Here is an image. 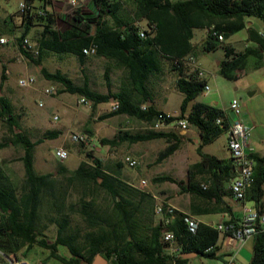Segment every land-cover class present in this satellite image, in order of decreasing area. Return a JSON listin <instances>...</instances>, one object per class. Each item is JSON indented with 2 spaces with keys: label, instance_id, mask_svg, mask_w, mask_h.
I'll list each match as a JSON object with an SVG mask.
<instances>
[{
  "label": "trees",
  "instance_id": "trees-1",
  "mask_svg": "<svg viewBox=\"0 0 264 264\" xmlns=\"http://www.w3.org/2000/svg\"><path fill=\"white\" fill-rule=\"evenodd\" d=\"M90 3L92 15L76 8L67 22L68 27L62 30L53 27L55 16L49 9L51 0H38L36 5L26 3L24 12L20 14L22 30L16 37V45L21 55L39 66V72L45 79L60 84L57 93L83 96L92 107L110 99L116 103L115 108L97 116L100 120L125 114L150 123L159 111L151 106L141 108L122 91L112 92L107 72H104L107 92L99 93L86 83H74L59 70L47 71L41 65L44 49L71 53L81 59L82 48L93 42L96 55L127 68L133 89L144 97L147 94L145 80L153 67L144 65L142 55H160L170 62L186 54L193 55L194 47L190 42L193 28H206L207 35L202 44L205 51L222 49L223 58L217 72L226 79L233 80L242 70L257 68L264 62V33L247 24L250 17H256L264 27V0H90ZM141 20L150 27L144 32V37L137 32ZM36 25L39 27L35 36L38 53L32 57L19 42ZM241 29L246 30L249 44L236 51L224 41ZM183 68H175L178 71L176 88L183 96L179 113L173 118H186L197 128L200 143L195 150L199 160L186 169L187 187L167 174L154 176L152 181L173 182L182 191L207 198L220 192L222 181L230 180L232 167L230 158L220 159L202 152L201 143L209 142L226 130L228 122L220 108L202 102L193 103L185 116L188 101L203 91L205 80L183 74ZM4 79L5 67L2 64L0 86ZM218 117L221 120L216 123ZM0 119L10 131V137L0 143V147L6 144L19 147L22 153L17 159L23 169L19 185L12 184L0 172V250L3 253L25 257L35 245L46 249L48 257L62 264H86L96 253L106 259V264H186L188 259L183 255L193 252L209 259L220 258L215 255L218 233L211 225L198 222L196 232L190 234L183 227V213L178 210L170 224L163 227L148 225L152 196L125 183L116 170L105 168L91 150L84 151L85 159L80 160L74 169L69 170L60 163L55 172H36L33 167L34 146L45 138L55 137V133L46 131L42 137L31 140L20 130L13 105L3 94H0ZM160 137L167 143L158 153L157 159L161 160L180 143L172 132L147 129L131 133L119 130L110 138L100 137L99 143L116 146L124 141L133 143ZM249 155L254 161L252 181L245 190L244 199L248 198L258 206L264 185V154ZM195 174H204L208 185L191 183L190 179ZM71 191L77 194L76 204L66 203ZM44 200L48 212L41 214ZM214 210L206 207L204 212ZM72 213L79 216L81 228L70 225ZM42 216L47 223L56 225L52 240L43 233L46 224ZM162 229L172 230L182 245L173 263L161 253L159 235ZM57 246H62L68 255L59 254ZM247 264H264V229L252 237Z\"/></svg>",
  "mask_w": 264,
  "mask_h": 264
},
{
  "label": "rangeland",
  "instance_id": "rangeland-1",
  "mask_svg": "<svg viewBox=\"0 0 264 264\" xmlns=\"http://www.w3.org/2000/svg\"><path fill=\"white\" fill-rule=\"evenodd\" d=\"M20 1L21 0H0V30L6 27L5 20H8L9 16L16 18L20 15L18 11ZM89 1L90 0H75V3L71 4L69 0H67L66 4L63 5L64 7L67 6L64 10L66 13L71 14L77 6L86 9ZM36 2L37 0H34V5H36ZM249 19L256 28H261L263 26V23L258 18L250 17ZM38 29L39 27L36 26L26 35L32 43L34 42L35 32ZM20 31V29H17L13 34L17 36L20 34ZM196 31L201 30L197 29ZM245 36L246 30L241 29L231 34L227 42L232 45L235 43V45L241 46L245 41ZM14 42H10V47L13 48V51L7 48L8 50L10 49L8 55L0 54V65L3 64L4 67L8 69V73L5 74V79L1 83L0 93L10 100L14 112L17 115V123L20 130L31 140L42 137L43 133L46 131L54 132L56 135L55 137L45 138L42 142L34 146L33 163L36 172H55L60 163L72 169L79 160L85 159L84 151L91 150L94 156L101 159L105 168L116 170L119 178L123 180H130L127 173L134 172V174H139L140 171L141 173L146 171L140 176H146L150 185L145 187L143 191H150L151 189V191L154 192L156 196L154 203L166 200L173 195L174 191L179 190V186L173 182L150 181L152 176L158 174L167 173L175 178L179 175V173L171 171L172 166L170 157L167 156L161 160L157 159L159 151L165 147L166 143L164 139H153L137 143L122 142L116 146L102 145L99 143L100 137L104 136L110 138L119 130L130 132L147 130L148 124L146 122L135 121V119L131 117L124 118L122 115L101 120L97 117L92 119L90 117L95 114V109L90 111L89 117H86L87 110L89 109H83L84 107L79 104L82 102H77L78 95L67 92L52 95V100L61 106L60 112L57 108L52 106L51 97L45 96L41 92L44 87H51L57 90L60 84L55 81L46 80L39 72V66L21 55L18 48L15 47ZM3 48L5 47H1L0 49ZM221 53V48H219L215 53L209 54L210 56H216ZM7 57L10 58L7 59ZM73 60L74 59L69 56L62 59L50 57L47 59V63L49 67L58 66L67 74H72L73 70L71 65ZM41 65L44 66V55L41 60ZM205 65L208 66V69H203L205 74L204 79L209 89L203 92L204 94L201 96L202 102L212 103V105L226 110L229 107L230 101L236 99L240 105V117H251L252 120L250 123L257 125L253 131H251L250 128L249 138L258 139L261 135L264 136V127L259 126L260 124L264 125V62L257 68L242 70L233 80L226 79L220 75L215 69L216 66L211 59H206ZM27 75H32L35 79L34 82L28 86L17 85V78ZM177 94L178 93H176V95L172 94L167 102V109L170 111L177 110L179 106V96ZM66 99L72 100L67 101ZM39 101H41V105H38ZM62 103H65V105ZM102 106H104V104L97 105L98 108ZM108 107H110V105ZM72 114H76V118L73 119ZM83 129H89L93 132L95 130L96 134L93 140L95 144L94 148H89L82 143L70 140V133H83ZM9 137L10 131L5 122L0 119V143L7 140ZM224 143L225 133L222 132V135L213 141V146L216 147L218 153L225 151ZM58 146L64 148L68 152V155L62 160H58L53 154L54 148ZM97 148H99V150ZM21 153L22 150L19 147L10 144L0 147V172L15 185H19L23 178L21 161L17 159L19 157L18 155ZM127 154H132L137 158L138 163L134 168H129L126 163L123 162L122 159ZM100 194L103 195V192L100 191ZM76 200L77 194L71 191L67 196L66 203L76 204ZM47 212V205L44 200L41 214H46ZM71 218V226L78 228L82 227V222L76 213H72ZM42 220L46 224L43 230L44 235L52 240L56 225L54 223H47L43 216ZM57 252L63 256L68 255L67 251L62 246H57ZM26 254V259L33 262V264L38 260L43 264H62L58 260L48 257L46 249L35 245L32 246ZM191 260L194 264H201V260L208 261L209 258L194 256ZM234 264H247V260L244 257L242 259L241 256L239 262H234Z\"/></svg>",
  "mask_w": 264,
  "mask_h": 264
},
{
  "label": "crops",
  "instance_id": "crops-1",
  "mask_svg": "<svg viewBox=\"0 0 264 264\" xmlns=\"http://www.w3.org/2000/svg\"><path fill=\"white\" fill-rule=\"evenodd\" d=\"M25 1H26V3H30L31 5H34V0H25ZM66 2H67V0H51V4H50L49 9L53 12V15L55 16V23L53 24V27L55 29L62 30L64 28L68 27L67 22L70 21V15L71 14L66 13L64 10L67 8V6L66 7L63 6L66 4ZM37 3H38V0H37L36 4ZM90 4L91 3L89 1L88 6H86V9L84 8L85 10L83 8H79L78 6L76 8H79L83 12L90 13L92 15V12H91L92 6ZM122 8L126 9L124 6H122ZM5 21H6V27L3 28L2 30H0V36H4L6 38H13L16 42V37L18 35L16 36L15 34H13V32L17 29L22 30V20L20 19V15H18L16 18H14V17L12 18L9 16L8 20L6 19ZM108 22H109V24H112L110 18H108ZM247 24L253 26L252 21L250 19L247 20ZM11 25H12V28H11ZM139 25L143 27L145 25L144 20H141ZM36 26L31 27L30 30ZM93 27L94 26L92 25L91 32L93 30ZM253 27H255V26H253ZM197 29L201 30V31H196ZM256 29H258L260 32L264 33V27L263 26L261 28L259 27ZM29 31H28V33H29ZM36 32L34 35L33 44L37 48V43H36V39H35V36L37 34ZM206 35H207L206 28H193L192 29V37L190 38V42L192 43V45L194 47L193 56L202 69H204V70L208 69V66L205 65L206 59H211L213 61V64L216 66L215 69L217 70L219 61L223 58V51L221 49V51H222L221 54H217L216 56H210L209 53H215L219 49V47L215 48L214 50L205 51L202 48V44L206 38ZM24 37L27 38L26 35ZM227 39L224 42L231 45L234 48V50H236V51L241 50L243 47H245L246 45L249 44V42L246 39V36H245V41L242 43L241 46H237V45H235V43L232 45L229 42H227ZM10 44L11 43H6L3 45H0L1 47H5L3 49H0V54L8 55L10 49L13 51V48L10 47ZM15 47H17V45H15ZM7 48H10V49L8 50ZM37 50H38V48H37ZM43 55H44V68L47 71L53 72L55 70H59L60 72L67 75L76 84L80 85L82 83H86L90 89L97 91L99 93H106L107 92V86H106V82H105V78H104V72H107L108 81H109V89L112 92L122 91L129 97L130 100H132L135 103L140 104V106H142V105L143 106H151L152 108H154L157 111L168 112L174 116L178 115V113H179V106H178L177 110H175V111H170L167 109V102H168V100L172 94L176 95V93H178L177 95L179 96V104H180V101L182 99L183 94L176 88V84H175L176 78L178 76V71L171 65V62L168 59H166L165 57H162L160 55H156V57H152V56L148 55L147 53L142 55V57H144V65L153 67L152 71L148 74V76L145 80L147 94L144 97V96H141L139 93H137L133 89L131 80H130L129 75H128L127 68L123 65L116 64L113 60L107 59L103 56H99L96 54L83 55V57L81 59H78L75 55H73L71 53L55 52V51H52L49 49H44ZM43 55H42V57H43ZM66 56H69V57L74 59L72 62V65H71L72 70H73L72 74H69V73L67 74L66 72L61 70L58 66H56V67H49L48 66V63H47L48 58L56 57L57 59H62V58H65ZM9 58L10 57H7V59H9ZM41 60H42V58H41ZM1 65H0V68H1ZM187 71H188V68L187 69L183 68V70H182L183 74H186ZM7 73H8V69L5 68V74H7ZM44 88H50L52 90L51 95H45V94L44 95L50 96L51 101H52V106H54L55 108H57V110H59L61 112V108H60L61 106L52 100V95L56 94L57 91L60 90L61 86L59 88H57V90L53 89L51 87H44ZM208 89H209V86H208ZM203 92H206V91L203 90L201 93L196 95L193 99L188 101V103L186 105L185 112H184L185 116L190 111L193 103L202 102L201 96L204 94ZM58 93H61V92H58ZM62 93H64V92H62ZM79 98H80V96L77 97V102L79 101ZM56 100H58V99H56ZM66 100L70 101L72 99H66ZM85 100H86V102H82L79 104H81L84 107L83 109H85V108L89 109V110H87L88 112L86 113V117H89L90 111L95 109V114L92 115V117H90L92 119H95L98 115H100L102 113H106V112L110 111L112 103H113L112 100L110 99L108 102L97 103L92 107L91 102L87 99H85ZM106 103H108V104H106ZM202 103H205V102H202ZM62 104L65 105V103H62ZM99 104H104V106L98 108L97 105H99ZM205 104L212 105V103H205ZM109 105H110V107H108ZM212 106H214V105H212ZM221 110L224 113V117L226 119V122H228V124H229L231 119H232V113H231L229 107L226 110H223V109H221ZM75 115L76 114H74V115L72 114L73 119L76 118ZM117 115H122L124 118H130V116H127L125 114H116L113 116H109L107 118H114ZM131 118L135 119V121H142V120H139V119L134 118V117H131ZM220 119H221V117H220ZM240 119L244 124H246L248 126L250 125L249 127L251 128V131H253L257 127V125L250 123L252 120L251 117L242 116V117H240ZM143 122H145V121H143ZM187 123H188V125H187V129L185 131H179L176 129L170 130V131H164V132H172V133L176 134L180 140L178 147L170 155H168V157L171 158V166H172L171 171H173L175 173H179V175L176 178L174 176H171V175L170 176L175 178L176 180L180 181L181 182L180 184L183 187L188 186V178H187V174H186V169H187L188 165L195 163L199 160V155L196 153V150H195L196 146L200 143L199 132L194 125H192L188 122V120H187ZM147 124L149 125V123H147ZM259 126L264 127V125H262V124H260ZM83 130H84L83 133L91 136L93 140L95 139V134H96L95 130H94V132L89 130V129H83ZM123 131H125V130H123ZM128 132H130V131H128ZM135 132H137V131H135ZM222 132L225 133V143H224L225 151H223L222 153H218L216 147L213 146V141L216 138H218L220 135H222ZM222 132L219 133L216 137H214L209 142L201 143V151L208 153V154H212V155H214L220 159H228L229 160V152H228L227 146H226L227 129L222 131ZM131 133H133V132H131ZM102 137H104V136H102ZM153 139L157 140V139H164V138L160 137V138H153ZM153 139H148V140H153ZM148 140H143V141H148ZM124 142H126V141H124ZM137 142H141V141H136L133 143H137ZM165 143H166V141H165ZM97 149L99 150V148H97ZM245 151L249 157H250L249 154H252V153H256L258 155H263L264 154V136L261 135L258 139L249 138L248 143H247V147L245 148ZM20 155H18V156H20ZM33 156H34V154H33ZM125 156H127L130 159L135 161V164L133 166H129L126 164L129 168H134L138 163L137 158L134 157L132 154H127ZM61 164H63V163H61ZM63 165L67 169H69L65 164H63ZM33 167H34V163H33ZM74 168H72V169H74ZM69 170H71V169H69ZM143 172L145 173L146 171H143ZM41 173H44V172H41ZM142 173H141V171L139 174L138 173L134 174V172L133 173H127L130 177V180H123V179L122 180L125 183L143 191V189L145 187H148V185H150V184L148 183L146 176H144V177L140 176ZM163 174H167V173H163ZM158 175H161V174H158ZM167 175H169V174H167ZM155 176H157V175H155ZM153 177L154 176H152V178ZM152 178L150 181H152ZM141 182H143L144 186H141ZM190 182L193 184L198 183V184H201L202 186L208 185V183H209V181L206 180V176L204 174H195L194 176L191 177ZM228 187H229V181H222L220 192L217 191L215 196H210L207 198L189 193L188 191H182L179 189L178 191H174L172 196H170L166 200H161V201L171 204L180 212H184V213H188V214L192 215L194 218H196L198 220V222H202V223H205V224L211 225V226L218 224L220 222H226L229 220L237 222L242 215V207L243 206H251L255 210H257L258 212L264 213V185L262 187V195H261L258 206H256V204L252 200H249L248 198L243 199V200L234 199L231 196ZM143 192H146L150 196H152L153 204H155L154 201L156 199V196H155L154 192H152L151 189H150V191H143ZM216 197H217V199H216ZM153 207L154 206L152 205V208ZM206 207L215 208V210L213 212H204V209ZM152 208H151V213L148 214V216H147L148 219L150 217V219H149L150 223L148 225L154 226V225L159 224V226H160L161 225L160 224V218H159V216H157L153 213ZM251 244H252V238H249V239L245 240L243 243L239 244L230 236L218 234V239H217L216 244H215V255H218L220 258L219 259H209L208 261L201 260V264H232V263L234 264V262L235 263L239 262L241 256H242V259L244 257L248 261V259H249L248 256H249V254H251ZM195 256H198V255H195ZM192 257H194V256H190L187 258L188 260H187L186 264H194V262H192V260H191ZM24 258H26V257H24ZM30 263L33 264V262H31V261H30ZM34 264H43V263L38 260L37 262H34Z\"/></svg>",
  "mask_w": 264,
  "mask_h": 264
},
{
  "label": "built area",
  "instance_id": "built-area-1",
  "mask_svg": "<svg viewBox=\"0 0 264 264\" xmlns=\"http://www.w3.org/2000/svg\"><path fill=\"white\" fill-rule=\"evenodd\" d=\"M69 3L74 4L75 0H69ZM26 7V1L21 0L18 5L19 13L24 12ZM150 27L144 25L138 28V34L140 37L145 36V31H148ZM212 34H216L218 39L221 36L215 31ZM14 42L13 38H6L0 36V45ZM16 45V42H14ZM20 46L27 50L32 56H36L38 50L36 46L30 42L27 38L23 37L20 42ZM96 45L91 42L86 47H83L81 52L83 55L95 54ZM172 65L175 68L184 67L188 68L185 75H192L196 78L204 79V70L199 66L198 62L192 54H186L179 58H174L172 60ZM34 77L32 75H27L24 77H18L16 80L19 86H28L34 82ZM204 91L208 90V85L205 82L203 87ZM44 95H51L52 90L50 88H43L41 90ZM80 102H86L83 96L79 98ZM41 101L38 105H41ZM116 107V103H112L111 109ZM141 108H144L142 105ZM229 109L232 113V119L227 127V139L226 146L229 152V158L232 167V176L229 180V190L231 196L236 200H243L245 195V190L252 181V171H253V160L247 155L245 148L249 140L250 127L244 124L240 119V105L236 99H232L229 103ZM174 115L168 112L159 111L154 116L152 121L149 123L148 128L151 130L159 131H170L179 130L185 131L187 129L186 118H173ZM55 117V116H54ZM220 117L215 119V122H220ZM71 141L82 143L89 148H94L95 144L91 136L85 133H70L69 136ZM54 156L58 160L64 159L68 152L62 147H55ZM123 161L129 165L133 166L135 161L125 156ZM141 186L143 182H141ZM154 214L159 216L161 226H166L171 223L176 215L177 209L169 203L159 201L154 204L153 207ZM183 213L181 221L185 230L194 234L196 232L198 220L188 213ZM212 227L217 231L218 234L227 235L233 238L237 243L241 244L245 240L252 238L255 233L260 229H264V213H260L251 206L242 207V215L240 219L235 221L220 222L218 224L212 225ZM159 242L161 244V253L164 256L170 258L171 262H174V258L181 251V244L177 242L175 233L170 229H162L159 235ZM0 264H31L26 258L15 255L13 253L5 254L0 250Z\"/></svg>",
  "mask_w": 264,
  "mask_h": 264
},
{
  "label": "water",
  "instance_id": "water-1",
  "mask_svg": "<svg viewBox=\"0 0 264 264\" xmlns=\"http://www.w3.org/2000/svg\"><path fill=\"white\" fill-rule=\"evenodd\" d=\"M1 94V93H0ZM196 255V253H189V254H185V255H183V257L184 258H188V257H190V256H195ZM106 259L102 256V255H100L99 253H96L95 255H94V257H93V259H92V261L91 262H89V263H86V264H106ZM233 264V263H232Z\"/></svg>",
  "mask_w": 264,
  "mask_h": 264
}]
</instances>
